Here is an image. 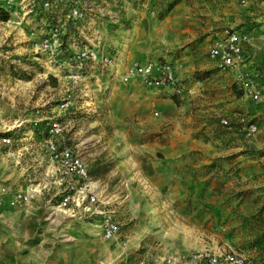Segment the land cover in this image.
Instances as JSON below:
<instances>
[{"label": "rangeland", "instance_id": "rangeland-1", "mask_svg": "<svg viewBox=\"0 0 264 264\" xmlns=\"http://www.w3.org/2000/svg\"><path fill=\"white\" fill-rule=\"evenodd\" d=\"M216 6L218 0H85V46L96 45L111 64L86 63L80 80H73L74 68L50 69L34 54L25 23L0 24V51L16 57V69L3 62L0 68V112L42 118L68 100L67 145L78 147L100 199L112 203V218L120 224L113 243L101 238L99 219L49 225L42 205L57 197L40 198L38 224L18 226L47 251L42 264H154L165 251L179 255L213 244L264 264V145L258 146L264 120L248 138L243 127L256 119L227 107L230 97L243 94L236 80L213 88L221 70L199 69L208 57L203 30L210 14L219 12ZM144 59L174 63L194 92L169 98L142 89L137 79L123 82L128 63ZM15 186L0 185V196ZM19 193L25 194L16 190L10 206L26 204Z\"/></svg>", "mask_w": 264, "mask_h": 264}, {"label": "built area", "instance_id": "built-area-1", "mask_svg": "<svg viewBox=\"0 0 264 264\" xmlns=\"http://www.w3.org/2000/svg\"><path fill=\"white\" fill-rule=\"evenodd\" d=\"M0 11L9 15V20L0 24L9 25L25 23L30 31L32 51L44 58V63L50 69L74 68L76 74L73 80L82 78L81 71L90 65H110V57L101 56L96 45L85 46L83 21L85 19V0H0ZM14 21V22H12ZM71 31L75 37L71 38ZM247 33L223 29L219 35L210 40L208 57L216 63L221 71H239L244 63L243 46L249 43ZM69 55L68 58H65ZM17 66L20 61L17 60ZM6 63L16 69V57L10 52L0 51V68ZM8 64L6 66H8ZM48 66V67H49ZM178 67L171 62L147 61L133 63L126 68L123 81L139 80L150 90L160 91L171 97H182L184 86L177 75ZM241 71V70H240ZM235 82L243 95L252 101H259L264 96V90L248 73L238 72ZM70 102L63 99L56 113L46 117L18 120L7 117L0 112V146L14 148L20 146L25 129L31 132L34 142L43 147L47 158V175L54 178L52 184L57 186V199L47 207L48 222L55 225L57 221L100 220V236L105 241L114 240L120 233V224L112 218L111 203L104 202L97 194L95 183L87 170V163L76 146L67 145L64 136L63 118L66 116ZM39 111H36V115ZM155 116L158 113L154 114ZM13 118V119H12ZM31 123L29 128L23 124ZM220 124L231 129L226 118L220 119ZM246 136L254 137L260 131L257 123H247L244 127ZM32 143V142H30ZM46 186L33 185L25 193H19L17 198L30 203ZM159 264H257L245 254L233 249L216 251L210 248L191 253L167 256Z\"/></svg>", "mask_w": 264, "mask_h": 264}, {"label": "crops", "instance_id": "crops-1", "mask_svg": "<svg viewBox=\"0 0 264 264\" xmlns=\"http://www.w3.org/2000/svg\"><path fill=\"white\" fill-rule=\"evenodd\" d=\"M218 2L219 6L216 7H219V12L213 13L212 15L210 14L211 17H209V20L211 24L209 28L203 30V35L208 34V36L205 38L207 51L210 40L219 35V33L226 28L247 33L250 37V41L243 46L245 58L244 63L240 68L241 71L222 72L218 70L219 74L222 76L220 75L221 78H219L217 81H215V77H213L211 80V82H213L211 86H213V88H222L225 85H232L234 84L235 75L238 72H244L248 73L252 79L257 81L264 90V0H218ZM207 16H209V13H207ZM147 61L150 60H132L125 67V70L133 63H145ZM156 61L159 60L156 59ZM201 65L202 66L199 67V69L202 70L207 71L215 68L217 69L216 63L210 60L208 57H206V60L204 58ZM188 70L191 71L193 68H188L187 71ZM177 75L183 83L182 73L179 68ZM136 83H130L129 88L135 90L136 88L134 86L137 85ZM183 86L184 93L180 98H183L184 95L187 96L195 90V87H193L194 85L192 88H188V86L183 83ZM141 87L145 90L143 85H141ZM137 89L141 88L137 87ZM196 91H198V94L200 93V89ZM231 91L232 90H230V92ZM152 93L159 95V93L163 92L155 91ZM163 94L170 98V95L165 93ZM199 95L201 96V94ZM234 96L230 97L232 101L230 100V104H227V107L231 106V111L235 109V111L243 112L242 114L243 116H246V118L247 116H249V118H255V123H257L259 119L264 120V96L256 102L248 99L243 94L236 98ZM168 102L169 103L167 105H169L168 107L171 109L173 101L169 100ZM212 103L213 102H211V104ZM14 119H16V115L14 116ZM19 119H16V121ZM29 121L30 118L26 119L25 122L28 123ZM22 135L24 138L20 146H17V148H7L0 146V185L3 186L5 184L11 188V186L16 185L17 183L19 186L18 189H16L15 186L12 193L0 196V264H42L48 254L47 251L40 250L36 243L32 241L31 238H29V229L21 231L18 225L21 223L33 225L36 223L38 224L39 216L37 211L41 208V204L38 202L39 199L42 197L44 199L45 196L54 197L59 191L57 186L52 184L54 178L50 175H47L48 161L46 155L44 154L45 152L43 147L34 142V137L32 139L31 132L24 131ZM262 145H264V137L260 139L258 144V146ZM34 182H37L36 185H39V187L46 186L43 192L34 199L35 201L33 200L34 202H31L30 204H23L16 207L10 206L11 200L14 197L13 194L16 192V190L21 189V191L26 193L29 188L34 185ZM95 188L98 196L101 197V192L97 184H95ZM47 204L49 205L50 202L48 201L42 205L46 212L48 207ZM31 205L38 206H34V214L27 218L29 215L26 213L28 212V209L31 208ZM68 221L82 222V220ZM93 221L94 220L90 222ZM31 231L32 229H30V233ZM118 238L119 237L117 236L114 240L103 241L113 243ZM205 248L222 251L228 248L230 249L231 247L227 244H213L203 246L199 250ZM175 254H178V252L165 251L163 257L154 264H159L167 256H172Z\"/></svg>", "mask_w": 264, "mask_h": 264}, {"label": "trees", "instance_id": "trees-1", "mask_svg": "<svg viewBox=\"0 0 264 264\" xmlns=\"http://www.w3.org/2000/svg\"><path fill=\"white\" fill-rule=\"evenodd\" d=\"M171 8H172L171 6L167 7L166 12H167V11H170ZM7 20H9V15H8V13L3 12V11H0V21H1V22H6ZM173 102H174L175 104L177 103L176 98L173 99Z\"/></svg>", "mask_w": 264, "mask_h": 264}, {"label": "bare ground", "instance_id": "bare-ground-1", "mask_svg": "<svg viewBox=\"0 0 264 264\" xmlns=\"http://www.w3.org/2000/svg\"><path fill=\"white\" fill-rule=\"evenodd\" d=\"M124 82V81H123ZM26 204H30V203H26ZM48 220V217L46 218V221ZM50 222V221H49ZM50 224V223H49Z\"/></svg>", "mask_w": 264, "mask_h": 264}]
</instances>
